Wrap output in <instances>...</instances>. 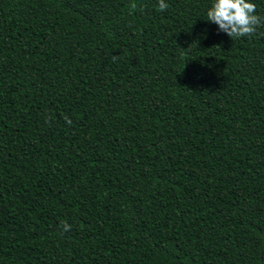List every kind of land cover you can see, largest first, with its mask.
<instances>
[{"label":"trees","instance_id":"obj_1","mask_svg":"<svg viewBox=\"0 0 264 264\" xmlns=\"http://www.w3.org/2000/svg\"><path fill=\"white\" fill-rule=\"evenodd\" d=\"M165 2L0 0V264H264V26Z\"/></svg>","mask_w":264,"mask_h":264},{"label":"clouds","instance_id":"obj_2","mask_svg":"<svg viewBox=\"0 0 264 264\" xmlns=\"http://www.w3.org/2000/svg\"><path fill=\"white\" fill-rule=\"evenodd\" d=\"M168 7L165 0H158V11H166ZM131 8L135 10L136 4L132 3ZM256 9V4L250 0H212L206 11V20L217 25L218 30L230 38L250 37L264 26V16L257 15ZM65 121L71 124L67 117ZM70 230L71 226L62 222V231Z\"/></svg>","mask_w":264,"mask_h":264}]
</instances>
